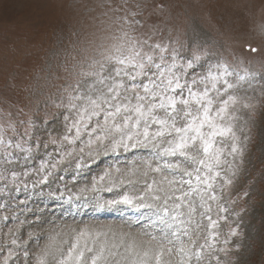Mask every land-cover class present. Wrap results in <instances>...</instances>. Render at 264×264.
I'll return each mask as SVG.
<instances>
[{
    "label": "snow or ice",
    "instance_id": "snow-or-ice-1",
    "mask_svg": "<svg viewBox=\"0 0 264 264\" xmlns=\"http://www.w3.org/2000/svg\"><path fill=\"white\" fill-rule=\"evenodd\" d=\"M136 15H117L100 37L87 41L79 58L73 56L71 64L65 61L64 75L57 76L63 83L45 98L42 108L38 106L26 119L21 118L23 109L15 119L11 112L6 114L7 124L0 123V153L5 164L29 163L34 151L56 146L59 160L49 152V160L41 161L37 170L41 179L36 183H44L52 176L51 170L76 152V147L65 145L83 144L77 168L82 167L79 161L85 148L88 156L100 154L101 149L105 154L150 149L152 157L145 164L155 174L153 178L106 204L147 210L142 234L156 241V248H140L135 240L126 239L127 234L117 238L113 233L109 238L107 232L81 228L64 238L58 239L60 233L52 236L37 264H223L217 252L227 255L230 251L215 246L219 233L212 204L223 199L225 187L233 184L229 173L235 175L237 157L242 162L235 126L241 118L237 113L250 105L241 103L239 93L247 91L245 84L251 88L252 80L264 81V73L244 69L241 75L221 62L207 43L154 40L155 32L139 31L143 25ZM50 125H59L62 131L54 135ZM42 130L46 140H41ZM11 174L14 182L17 173ZM4 178L0 174V180ZM217 207L227 211L219 203ZM158 225L163 227L158 235L153 234ZM205 232V242L198 244ZM231 234L236 235V230ZM12 255L9 250L3 264Z\"/></svg>",
    "mask_w": 264,
    "mask_h": 264
},
{
    "label": "rangeland",
    "instance_id": "rangeland-1",
    "mask_svg": "<svg viewBox=\"0 0 264 264\" xmlns=\"http://www.w3.org/2000/svg\"><path fill=\"white\" fill-rule=\"evenodd\" d=\"M117 8L124 11H113ZM124 12L137 14L143 25L139 31L155 32L154 40L207 43L221 62L241 75L244 69L264 73V0H0V123L7 124L8 112L15 119L23 109L21 118L26 119L38 106L42 108L45 98L63 83L57 76L64 75L65 61L71 64L73 56L79 58L87 41L100 37L101 30ZM244 88L247 91L239 93L241 103L250 107L240 109L235 126L242 162L237 157L235 175L229 173L233 184L225 187L223 199L212 204L219 233L215 246L230 249L227 255L217 252L223 264H264V81L252 80V87L245 84ZM50 127L54 135L62 131L59 125ZM40 136L47 139L43 130ZM55 147H41L29 163L18 160L11 165L3 162L0 153V174L5 177L0 180V264L9 250L13 255L8 264H37L52 236L60 233L58 239L64 238L81 228L107 232L109 238L113 233L117 238L127 234L126 239L135 240L140 248L154 250L156 241L142 234L147 210L106 204L153 178L155 174L145 164L152 157L151 150L129 148L105 154L101 149L100 154L88 156L85 148L79 161L82 167L77 168L83 144L65 145L76 147L73 157L51 170L47 182L36 183L41 179L37 170L41 161L49 160L48 153L59 160ZM13 171L17 173L14 182ZM217 203L227 211L220 212ZM162 227L158 225L153 234L158 235ZM205 235L201 233L198 244L205 242ZM225 240L229 243L224 244Z\"/></svg>",
    "mask_w": 264,
    "mask_h": 264
}]
</instances>
